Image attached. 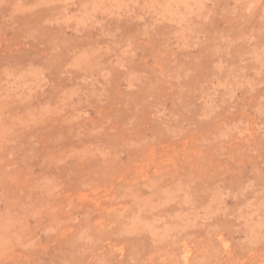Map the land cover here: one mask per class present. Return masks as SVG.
<instances>
[{"label": "rangeland", "instance_id": "rangeland-1", "mask_svg": "<svg viewBox=\"0 0 264 264\" xmlns=\"http://www.w3.org/2000/svg\"><path fill=\"white\" fill-rule=\"evenodd\" d=\"M0 264H264V0H0Z\"/></svg>", "mask_w": 264, "mask_h": 264}]
</instances>
